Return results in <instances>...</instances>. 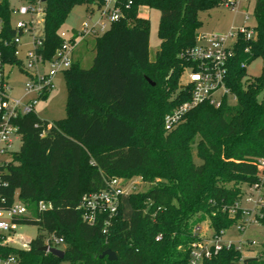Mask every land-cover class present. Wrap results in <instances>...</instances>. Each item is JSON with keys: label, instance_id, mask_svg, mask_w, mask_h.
Segmentation results:
<instances>
[{"label": "trees", "instance_id": "16d2710c", "mask_svg": "<svg viewBox=\"0 0 264 264\" xmlns=\"http://www.w3.org/2000/svg\"><path fill=\"white\" fill-rule=\"evenodd\" d=\"M105 1L42 3L43 57L50 60L61 48L60 29L76 6L93 14ZM223 1L119 0L120 19L93 38L92 67L83 69L76 59L62 73L66 118L50 122L30 113L15 121L22 144L0 165V209L16 202L25 205L31 216L15 222L44 234L28 243L27 251L0 248L3 255H14L21 264H190L200 223L209 219L215 236L242 223L237 205L244 187L257 183L258 161L264 159V68L259 77L244 82L247 66L264 60V0H256L253 38L240 33L232 46L225 76L230 95L219 107L209 102L194 107L170 131L164 123L190 99L179 80L187 66L185 55L203 26L199 14ZM141 7L161 14V44L154 60L149 54L151 24L139 16ZM12 9L10 0H0L8 38L14 35ZM6 52L7 61L20 66L12 49ZM194 147L200 165L194 161ZM136 177L149 188L129 195V219L121 208L106 232L104 217L95 225L84 222L80 205L85 195L106 189L110 179ZM41 202L51 206L39 211ZM259 224L264 226V217ZM45 234L63 239V260L40 252ZM262 247L252 257H243L235 246L225 247L202 264H264V242ZM107 250L116 254V261L100 258Z\"/></svg>", "mask_w": 264, "mask_h": 264}, {"label": "built area", "instance_id": "2783aa9c", "mask_svg": "<svg viewBox=\"0 0 264 264\" xmlns=\"http://www.w3.org/2000/svg\"><path fill=\"white\" fill-rule=\"evenodd\" d=\"M248 3L249 0H224L221 5L233 13H239L242 12L243 6H248ZM100 12L99 22L93 25L85 22L82 30L75 31L71 36L60 33L63 39L62 46L50 60L45 59L41 53L44 36L34 34V16L43 15L40 0L12 9L10 25L14 31L12 37H6L4 25L0 20V156L9 153L13 137L19 136V128L15 121L30 113H35L37 102L56 88V77L71 67L73 54L78 45L88 37L94 38L102 35L112 22L120 19L122 8L119 0H106ZM14 16H18L16 21H14ZM106 25H109L108 28ZM97 29L101 32L100 34L97 33ZM240 33L247 40L254 36L253 30L248 27L239 30L236 35L230 33L226 37H206L199 33L196 44L185 55L187 66L183 77H187L188 86H180L181 89L189 91L190 99L165 117L166 130L170 131L181 124L186 114L194 107L206 102L219 107L224 98L230 95L225 84L226 64L233 54L232 46ZM229 37H234L233 43H228ZM26 40L29 43L26 44ZM10 49H12L14 58L20 62V66L7 61L6 50ZM13 67H18L28 77L25 94L21 99H14L11 96L13 88L9 83L7 69ZM242 67L244 68L245 65ZM3 163L0 161V165ZM257 167L259 179L257 183L248 187L246 203L250 205V208H243L240 203L237 205V209H240L243 214L242 223L236 226L239 231L260 225L259 220L264 217V159L258 161ZM130 183V180L113 178L106 181V189L85 195L80 205L84 222L95 225L100 217H104V232H106L111 217L122 208V199L129 197L132 193L128 188ZM50 206V204L41 202L38 210L45 211ZM230 213L234 215L235 209ZM29 216L28 209L21 203H15L7 210L0 209V248L11 246V239L8 235L15 233L19 226L15 219ZM223 236L224 234L214 236L211 240L195 242L191 248L190 264H202L205 259L216 255L223 248L235 246L232 241L224 242ZM44 246L60 249L64 246V241L52 234H45ZM0 264H21V262L14 255H3L0 250Z\"/></svg>", "mask_w": 264, "mask_h": 264}, {"label": "rangeland", "instance_id": "374dc122", "mask_svg": "<svg viewBox=\"0 0 264 264\" xmlns=\"http://www.w3.org/2000/svg\"><path fill=\"white\" fill-rule=\"evenodd\" d=\"M13 9L18 8L23 4L19 0H10ZM255 5L256 0H249L248 6H243L241 8L242 12L233 13L229 9L225 8L223 5L213 8L212 10L202 12L199 14V18L203 23L202 28L199 33L203 36H220L226 37L230 33L236 35L239 30L243 28H253L256 24L255 19ZM139 16L148 19L151 24L150 29V40H149V54L150 59L154 60L157 52L160 49L161 40L158 35L159 22H160V11L156 9H151L147 7H141L139 9ZM18 19V16H14V21ZM101 20L100 10H95L93 14H87L84 6H76L69 16L67 17L65 23L60 29V33H65L67 36H71L75 31H81L83 24L87 22L89 25H93ZM34 34L36 36H44V24L43 15L34 16ZM109 25H106L108 28ZM100 34L101 32L98 31ZM88 41V45L85 43ZM234 37L228 38V43L234 42ZM86 41V42H85ZM85 42V43H84ZM25 43H29L28 40ZM94 39L93 37H88L83 42H81L77 47V52L79 54V61L83 69H90L93 65V60L95 57L94 50ZM264 68V60L262 58L256 59L250 65L247 66V79H253L259 77ZM7 73L9 76V83L13 88L11 96L14 99H21L25 94V84L28 82V77L19 70L18 67L8 68ZM184 70L179 80L180 86H188L187 77H183ZM56 88L49 94L47 99L39 100L35 106L34 112L37 117L46 121H57L65 119L67 116L66 111V101H67V86L62 74H59L55 80ZM175 96V94H174ZM173 96V97H174ZM217 102L219 101L216 100ZM22 141L20 136L13 137V143L9 150V153L0 156L1 162H9L11 159V153L18 152L21 147ZM193 157L197 165L201 164V161L196 156V148H193ZM129 189L131 192H144L148 190L149 185L143 183L140 177L130 179ZM245 195L240 201V206L243 208H250V205L246 203L248 187H244ZM19 203V202H16ZM122 211L124 219H129L131 216V206L129 203V198L124 197L122 199ZM31 216V215H30ZM29 216V217H30ZM195 231L200 235V240H211L213 231L210 228V220L207 219L200 223ZM39 234H44L36 226L32 225H20L18 226L15 233L8 235L11 239V246L15 249H20L22 251H27L28 243L34 240ZM224 242L232 241L236 248L240 249L243 257L259 256L263 252L262 243L264 242V226L254 225L248 227L244 231H239L237 227H232L230 230L224 233L222 237ZM198 242V241H196ZM27 247V248H26ZM64 251L65 246L60 247ZM45 255H48L44 253ZM60 264H70L68 262H61Z\"/></svg>", "mask_w": 264, "mask_h": 264}, {"label": "water", "instance_id": "95a60500", "mask_svg": "<svg viewBox=\"0 0 264 264\" xmlns=\"http://www.w3.org/2000/svg\"><path fill=\"white\" fill-rule=\"evenodd\" d=\"M41 3H45L47 0H40ZM147 81L152 85L154 86V84L149 80L147 79ZM40 252L42 253H49L50 255H52L53 257L59 259V260H63L64 259V256H65V251L63 250H60V249H55V248H48L46 246H43L41 249H40ZM101 259L103 258H107L109 261H116L117 260V256L114 252L110 251V250H107L106 252H104L101 256H100Z\"/></svg>", "mask_w": 264, "mask_h": 264}, {"label": "crops", "instance_id": "0c3cea01", "mask_svg": "<svg viewBox=\"0 0 264 264\" xmlns=\"http://www.w3.org/2000/svg\"><path fill=\"white\" fill-rule=\"evenodd\" d=\"M88 41L89 40H87V42L85 43V46H87L88 45ZM79 48V47H78ZM78 50L76 49L75 51H74V54H73V60H76V59H78L79 60V54H78V52H77ZM39 118V117H38ZM41 119V118H40ZM42 120V119H41Z\"/></svg>", "mask_w": 264, "mask_h": 264}]
</instances>
